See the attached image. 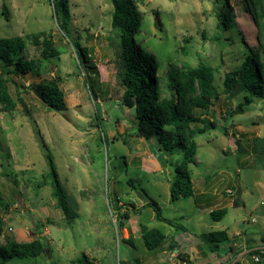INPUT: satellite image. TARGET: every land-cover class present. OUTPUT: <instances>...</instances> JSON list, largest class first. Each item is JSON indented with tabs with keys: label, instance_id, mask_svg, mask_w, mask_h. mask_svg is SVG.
Here are the masks:
<instances>
[{
	"label": "rangeland",
	"instance_id": "374dc122",
	"mask_svg": "<svg viewBox=\"0 0 264 264\" xmlns=\"http://www.w3.org/2000/svg\"><path fill=\"white\" fill-rule=\"evenodd\" d=\"M68 1L70 38L61 32L49 0H0V38H26V56L41 62L40 75L8 77L17 107L0 114V246L6 237L17 241L23 228V240L42 238L48 247L39 257H16L7 264H70L83 253L97 264H255L248 252L264 246V99L245 92L232 97L224 85L227 73L264 43V29L256 26L247 1L134 0L142 14L137 49L156 56L163 97L170 94V65L204 63L217 69L220 97L210 118L218 126L195 137L196 163L189 167L194 196L175 202L171 185L182 154L160 156L155 139L137 136L134 110L122 100L121 32L112 26V1ZM39 33L50 34L61 51L49 63L32 43ZM74 42L87 55L82 66ZM52 81L65 95L62 113L48 109L32 89ZM246 96L252 99L248 105ZM56 179L67 198L68 217L54 197ZM150 202L174 226L143 207ZM223 208L227 214L214 221L210 213ZM141 226L160 230L165 243L147 249ZM216 231L237 237L233 252L228 243L213 252L200 238ZM172 239L179 242L174 259Z\"/></svg>",
	"mask_w": 264,
	"mask_h": 264
},
{
	"label": "trees",
	"instance_id": "16d2710c",
	"mask_svg": "<svg viewBox=\"0 0 264 264\" xmlns=\"http://www.w3.org/2000/svg\"><path fill=\"white\" fill-rule=\"evenodd\" d=\"M49 1L52 2L54 15L61 32L70 38L72 28L69 1ZM111 1L114 7L112 26L121 32L124 63L121 83L125 88L122 96L123 104L134 110V117L137 121V136L147 142H152L155 139L157 152L160 153V156L181 151L182 161L176 168L175 179L171 185V201L175 202L182 198L193 197L195 189L189 167L196 163L197 144L195 137L215 130L218 126L217 121L210 118L211 108L220 97L219 90L215 85L217 69L204 63L195 68L170 65L166 72V87L170 94L169 97H163L159 79L155 77V70L158 69L156 56L142 48L137 49L135 37L140 30L142 14L138 10L136 2L134 0ZM246 1L247 10L253 14L256 26L259 30H263L264 0ZM222 23L228 27L226 21ZM262 33L264 34V32ZM50 38V34L44 33L34 34L31 37L32 43L41 47V58L48 63L52 58H58L61 54V51L54 46ZM73 47L79 53V64L82 66L85 59H88L87 55L78 42H74ZM26 49V38L20 36L0 38L2 74L0 76V114L12 113L17 107L8 88V77L29 74L40 75L41 62L28 58L25 54ZM86 79L89 90L95 98L92 77L88 72ZM224 85L226 93L232 97L245 92L250 96L264 99V43L248 53L239 68L227 73ZM32 89L51 111L62 113L67 109L65 95L58 81L41 82L33 86ZM250 96L245 97V105L252 102ZM229 115H231L230 112ZM262 153L264 154V146ZM52 172L53 177L56 178L57 172L54 168H52ZM56 186L54 197L58 200L59 208L68 217L71 215L70 209L65 192L58 180ZM234 204L238 205L236 201ZM146 206L153 208L158 220L174 226L173 221L163 217L162 210L157 203H145L143 207ZM227 212L228 210L223 208L212 211L210 215L214 221H220ZM41 227V225H36L39 230ZM179 227L187 231L184 226L180 225ZM3 232L1 220L0 237ZM141 237L149 250L157 249L166 241L165 235L160 230L149 229L147 226H141ZM200 238L211 245L213 252H217L220 245L224 243H228L230 251L233 252L235 250L233 245L237 242V237L231 239L226 231L211 232L201 235ZM6 239L5 245L0 246V264H7L16 257L36 258L48 251V247L42 238L33 239L29 242H18L15 238L10 237H6ZM70 264L97 263L94 258L83 253L81 257L72 260Z\"/></svg>",
	"mask_w": 264,
	"mask_h": 264
},
{
	"label": "crops",
	"instance_id": "0c3cea01",
	"mask_svg": "<svg viewBox=\"0 0 264 264\" xmlns=\"http://www.w3.org/2000/svg\"><path fill=\"white\" fill-rule=\"evenodd\" d=\"M25 236H26V233H25V231H24V229L23 228H21L20 230H18V232H17V236H16V238L18 239L17 241L18 242H29V241H31L30 239L29 240H23L24 238H25ZM141 236V235H140ZM21 239V240H20ZM33 240V239H32ZM170 245H171V249L169 250L170 252H171V254L173 255V252H174V250L179 246V242L178 241H176V242H174V239H172V241L170 242ZM235 245H237V243H235L234 244V246ZM198 246V245H197ZM197 246H195L194 245V247H193V250L194 251H196V253H197ZM186 253V256L185 257H188V256H190L186 251H181V253ZM180 254V253H179ZM179 254H177V255H179ZM198 254V253H197ZM165 255H167V254H165ZM174 257H176L175 255H173ZM180 264L179 262H176L175 264ZM185 264V263H184Z\"/></svg>",
	"mask_w": 264,
	"mask_h": 264
},
{
	"label": "built area",
	"instance_id": "2783aa9c",
	"mask_svg": "<svg viewBox=\"0 0 264 264\" xmlns=\"http://www.w3.org/2000/svg\"><path fill=\"white\" fill-rule=\"evenodd\" d=\"M252 255L253 262L254 263H261L262 259L264 257V246L263 247H254L248 252ZM171 259H174L175 257L171 255Z\"/></svg>",
	"mask_w": 264,
	"mask_h": 264
},
{
	"label": "water",
	"instance_id": "95a60500",
	"mask_svg": "<svg viewBox=\"0 0 264 264\" xmlns=\"http://www.w3.org/2000/svg\"><path fill=\"white\" fill-rule=\"evenodd\" d=\"M237 112H239V110H238V109L236 110V113H237Z\"/></svg>",
	"mask_w": 264,
	"mask_h": 264
}]
</instances>
